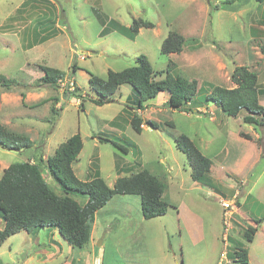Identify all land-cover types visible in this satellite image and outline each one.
<instances>
[{
  "label": "rangeland",
  "instance_id": "1",
  "mask_svg": "<svg viewBox=\"0 0 264 264\" xmlns=\"http://www.w3.org/2000/svg\"><path fill=\"white\" fill-rule=\"evenodd\" d=\"M135 21L153 27H140L137 36L123 30ZM172 32L184 37L183 50L162 54ZM263 50L264 3L256 0H0V74L16 81L10 90L0 87V122L33 143L22 151L0 146V179L11 164L43 159L45 180L63 195L46 161L80 134L84 147L73 166L80 180L99 176L113 187L118 178L147 170L164 183L163 200L172 206L146 220L139 196L117 195L96 213L86 248L71 247L55 229L37 237L21 231L0 247V264H243L233 260L240 247L247 264H264V120L244 124L247 112L232 118L206 100L215 87L234 88L231 76L245 66L259 77L264 106ZM140 55L156 80L169 69L195 81L193 99L175 110L162 92L138 109L128 99L135 92L124 85L112 102L93 103L90 75L105 79L110 70L135 66ZM43 66L63 72L57 87L39 85ZM133 114L143 119L140 134L130 124ZM181 135L212 160L207 182L193 181L192 166L177 148ZM223 202L230 204L226 211ZM184 205L204 218L197 244L177 215ZM249 227L257 228L252 243L244 237Z\"/></svg>",
  "mask_w": 264,
  "mask_h": 264
},
{
  "label": "trees",
  "instance_id": "2",
  "mask_svg": "<svg viewBox=\"0 0 264 264\" xmlns=\"http://www.w3.org/2000/svg\"><path fill=\"white\" fill-rule=\"evenodd\" d=\"M256 2L263 4L264 0ZM139 23L135 21L132 27L123 30H129L130 34L137 36L140 27H153L150 22ZM54 32L56 29L51 30L49 34ZM47 38L48 36L42 38L40 42ZM184 43L183 36L175 32L169 33L163 41L161 53L179 54ZM73 69L75 71L77 66L74 65ZM42 71L44 75L40 79V86L57 87L64 76L62 71L49 66H43ZM90 76V89L97 96L92 102L100 106L112 102V96L122 86L129 85L136 96L133 94L134 98L128 99L136 104L138 109H143L145 102L155 100L164 92L168 95L167 105L180 110L193 99L197 89L195 81H189L179 75L174 77L169 69L164 79L156 80L157 73L145 55L137 57L135 66L119 72L108 71L105 79L92 74ZM231 81L235 85L234 88L215 87L206 100L232 118H237L245 111L247 115L243 118L244 124L260 126L264 120V106L260 101L258 75L249 68L240 66L234 70ZM15 83L14 79L0 74L1 88L10 90ZM79 98L82 100L81 96ZM81 107H84L83 100ZM130 124L136 133L143 131V119L138 114H133ZM149 124L152 129H158L157 123ZM105 141L126 151L114 141ZM176 143L192 166L193 181L207 182L213 165L212 160L204 156L188 136L181 135ZM0 146L9 151H22L31 149L33 143L27 136L15 133L0 122ZM83 147L81 135L75 134L62 143L55 154L46 161L45 168L63 195L58 194L45 180L42 171L43 159L38 162L14 163L4 170L0 179V217L4 222V227L0 230V247L11 236L21 231L36 236L42 229L50 228L57 230L71 247L86 248L91 240L96 213L117 195L139 196L142 214L146 220L164 216L169 208H172L163 200L164 183L147 170L120 177L113 187L99 176L92 180H80L73 166L78 161ZM74 195L87 198L86 204L81 205L72 197ZM256 232V227H249L244 234L245 239L252 243ZM233 260L247 264V250L238 248Z\"/></svg>",
  "mask_w": 264,
  "mask_h": 264
},
{
  "label": "crops",
  "instance_id": "3",
  "mask_svg": "<svg viewBox=\"0 0 264 264\" xmlns=\"http://www.w3.org/2000/svg\"><path fill=\"white\" fill-rule=\"evenodd\" d=\"M211 172H212V168H211ZM214 193H217L218 195L221 196V193L220 194L218 192H214ZM176 210H177L178 217L181 218V223H182L183 228L189 231L193 241L196 244L202 241L204 239V236H203V230H204V225H205L204 218H202L200 214H198L197 212L189 208L187 205L186 206L184 205L182 209L178 207L176 208ZM48 229H45V230H48ZM179 233L181 236V230H179ZM93 234H94V230L92 232V237H93Z\"/></svg>",
  "mask_w": 264,
  "mask_h": 264
},
{
  "label": "built area",
  "instance_id": "4",
  "mask_svg": "<svg viewBox=\"0 0 264 264\" xmlns=\"http://www.w3.org/2000/svg\"><path fill=\"white\" fill-rule=\"evenodd\" d=\"M222 207H223L224 211H226L230 207V204H227V203L223 202L222 203ZM221 258L222 259H226V254L225 253H222L221 254Z\"/></svg>",
  "mask_w": 264,
  "mask_h": 264
}]
</instances>
